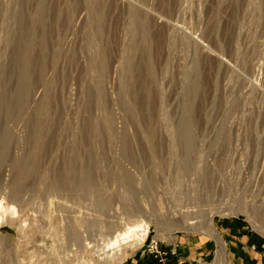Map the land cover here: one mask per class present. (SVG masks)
Masks as SVG:
<instances>
[{
	"label": "rangeland",
	"instance_id": "rangeland-1",
	"mask_svg": "<svg viewBox=\"0 0 264 264\" xmlns=\"http://www.w3.org/2000/svg\"><path fill=\"white\" fill-rule=\"evenodd\" d=\"M242 1L0 0V264H170L209 219L264 252V1Z\"/></svg>",
	"mask_w": 264,
	"mask_h": 264
},
{
	"label": "crops",
	"instance_id": "crops-1",
	"mask_svg": "<svg viewBox=\"0 0 264 264\" xmlns=\"http://www.w3.org/2000/svg\"><path fill=\"white\" fill-rule=\"evenodd\" d=\"M219 230V231H218ZM218 232L225 242L226 264H264V252H259L256 235L247 232L235 242V226L223 225ZM244 232V231H243ZM172 246L170 264L209 263L218 255L219 244L213 236L191 239L183 237ZM134 264H148L144 258H139Z\"/></svg>",
	"mask_w": 264,
	"mask_h": 264
},
{
	"label": "bare ground",
	"instance_id": "bare-ground-1",
	"mask_svg": "<svg viewBox=\"0 0 264 264\" xmlns=\"http://www.w3.org/2000/svg\"><path fill=\"white\" fill-rule=\"evenodd\" d=\"M240 1H242V0H240ZM249 1V0H248ZM258 1V0H257ZM262 1H264V0H261L260 2H262ZM238 3H239V1H237ZM242 2H244V1H242ZM247 2V1H246ZM251 2V1H250ZM253 2V1H252ZM235 3H236V1H235ZM241 4V3H240ZM247 4V3H246ZM251 4V3H250ZM260 4H262V3H260ZM259 4V5H260ZM243 5V4H242ZM245 6V5H244ZM244 6H241V7H244ZM261 6V5H260ZM263 6V5H262ZM236 7V6H235ZM247 7V6H246ZM264 7V6H263ZM239 8V7H238ZM249 8V7H248ZM247 8V9H248ZM259 8H261V7H259ZM92 9V8H91ZM240 9V8H239ZM242 9V8H241ZM93 10V9H92ZM261 10V9H260ZM259 10V11H260ZM236 11V10H235ZM246 11V10H245ZM244 11V12H245ZM262 11V10H261ZM264 11V10H263ZM95 12V11H94ZM94 12H92V13H94ZM249 12V11H248ZM258 12V11H257ZM133 13H135V12H133ZM251 13V12H250ZM260 13V12H259ZM264 13V12H263ZM256 14V13H255ZM260 14H262V13H260ZM135 15V14H134ZM137 15V14H136ZM94 17H95V15H93ZM262 16V17H261ZM98 17V16H97ZM135 16H133V18H134ZM259 17L260 18H262L263 20H264V16L263 15H259ZM258 17V18H259ZM132 18V20H133V22H135L136 21V18H134L135 19V21H134V19ZM236 18H238V17H236ZM241 18V17H240ZM257 18V17H256ZM238 20V19H237ZM236 20V21H237ZM257 20V19H256ZM137 21L138 22H140V23H138V24H140L141 25V21L143 22V23H145L142 19H141V17L139 18L138 17V15H137ZM259 23H260V21L259 20H257ZM137 23V22H136ZM240 23V22H239ZM248 23V22H247ZM135 24V23H134ZM257 24V23H256ZM131 25V24H130ZM244 25V24H243ZM251 25V24H250ZM128 27H129V25H128ZM127 27V28H128ZM133 28H135L134 27V25L132 26ZM136 27H137V25H136ZM238 26H236V28H237ZM244 27H245V25H244ZM243 27V28H244ZM260 27V26H259ZM131 28V27H130ZM140 28V27H139ZM252 28V27H251ZM133 30H135V29H133ZM138 30V29H137ZM137 30H136V32H137ZM242 30V29H241ZM263 30V29H262ZM139 31V30H138ZM237 31V30H236ZM242 31H244V30H242ZM246 31V30H245ZM134 32V31H133ZM239 32V31H238ZM262 32V31H261ZM97 33V32H96ZM131 33V32H130ZM243 33V32H242ZM236 34V33H235ZM248 34V33H247ZM263 34V33H262ZM130 35V34H129ZM132 35H134V34H132ZM245 35V34H244ZM249 36V35H248ZM257 36V35H256ZM94 37H97V36H94ZM263 37V36H262ZM133 38V37H132ZM92 39H94V38H92ZM256 39V38H255ZM131 40V39H130ZM93 41V40H92ZM98 42V41H97ZM134 43V42H133ZM238 43V42H237ZM252 43V42H251ZM96 44V43H95ZM99 44V43H98ZM131 44V43H130ZM239 44V43H238ZM238 44H236V45H238ZM255 45V44H254ZM263 45V44H262ZM97 46V45H96ZM100 46V45H99ZM258 46V45H257ZM130 47H133V46H131L130 45ZM130 47H127V48H130ZM252 47V46H251ZM94 48V47H93ZM257 48V47H256ZM99 49V48H98ZM132 49V48H131ZM253 49H254V47H253ZM101 50H103V48L101 49ZM100 50V51H101ZM239 50V49H238ZM262 50V49H261ZM93 51V50H92ZM99 51V50H98ZM128 50H126V52H127ZM240 51V50H239ZM263 51V50H262ZM103 52H104V50H103ZM241 52V51H240ZM258 52V51H257ZM101 53V52H100ZM129 53V52H128ZM256 53V52H255ZM260 53V52H259ZM128 55V54H127ZM126 55V56H127ZM256 55H258V54H256ZM264 56V55H263ZM128 57V56H127ZM127 57H125V58H127ZM259 57V56H258ZM92 58V57H91ZM129 58V57H128ZM239 58V57H238ZM264 58V57H263ZM102 60H104V59H102ZM129 59H127V61H128ZM105 62L106 61H104V62H102V61H100L99 60V65H100V67H98L99 65H95V67H97V68H101V70H103L104 69V71H105V68H106V66H105ZM128 63V62H127ZM127 66H130V63L127 65ZM133 71V70H132ZM130 73V72H129ZM124 74V73H123ZM96 76V75H95ZM148 77V76H147ZM146 78V77H145ZM98 79V78H97ZM124 81V80H123ZM96 82H97V80H96ZM195 82V81H194ZM101 83H103V82H101ZM130 83V82H129ZM93 84V83H92ZM104 87V86H103ZM134 87V86H133ZM132 89H134V88H132ZM97 91V90H96ZM134 91V90H133ZM102 92V91H101ZM129 92V91H128ZM99 93V92H98ZM150 94H152L151 93V91H150ZM145 96V95H144ZM151 96V95H150ZM158 96V95H157ZM91 97V96H90ZM90 97H88V98H90ZM97 103H98V101H97ZM131 104V103H130ZM94 106H97V105H94ZM135 106V105H134ZM96 108H98V107H96ZM128 108H131L130 106L128 107ZM142 109V108H141ZM151 110V109H150ZM131 111V110H130ZM112 113V112H111ZM94 119V118H93ZM134 119V118H133ZM109 120V119H108ZM92 121V120H91ZM104 121H106V119L104 120ZM110 121V120H109ZM93 122L94 121H92L91 123H90V125H89V129H91L92 128V130L94 131V130H96L98 127H96V125L98 124H96V123H94L93 124ZM137 122V121H136ZM141 122V121H140ZM113 123V122H112ZM135 123V122H134ZM109 124V123H108ZM114 124V123H113ZM137 124V123H136ZM110 125H111V123H110ZM113 127V126H112ZM46 127H45V125H43L42 126V129H45ZM105 128V127H104ZM108 128V127H107ZM114 128H116V127H114ZM41 129V130H42ZM140 129H142V128H140ZM92 130L90 131V132H92ZM101 129L99 128V130L98 131H100ZM183 130H185V129H182V130H179V132L180 131H183ZM97 131V130H96ZM123 131H125V130H123ZM112 132V131H111ZM40 133H42V131H40ZM98 133V132H97ZM116 133V132H115ZM141 133V132H140ZM99 135V134H98ZM134 135V134H133ZM95 136V135H94ZM125 136V135H124ZM181 143H183V148L187 151V153H189V152H191L192 150H193V145H192V140H191V138H190V136L189 135H185V136H183L182 137V141H181ZM137 146V145H136ZM184 162L185 163H187L188 165H189V161H188V155H185L184 156ZM164 164V163H163ZM158 165V164H157ZM95 166V165H94ZM84 174H85V178H84V181H87V182H93L94 181V175H93V171H94V169H93V171H92V165H88V166H84ZM96 170V169H95ZM95 172V171H94ZM128 178L130 179V180H132V176H131V174H129L128 173ZM61 185H62V183L61 182H56V184H54V188H61ZM1 205V204H0ZM262 210V209H261ZM155 215H158V214H156L155 213ZM159 216H161L160 214H159ZM157 217V216H156ZM160 219V218H159ZM165 220V219H164ZM259 220H260V223L262 224V225H264L263 223H264V212H262L261 214H259ZM159 221V223L160 224H162V222H160V221H162V220H158ZM157 221V222H158ZM123 222V221H122ZM195 222H197V221H189V222H185V225L188 227V228H191V227H193V226H195L194 225V223ZM124 223V222H123ZM123 223H121V225H123L124 226V224ZM168 223V222H167ZM118 224H120V223H118ZM145 223H135V224H132V223H129V224H127L126 223V229H124V230H121L119 233H117V235L115 236V237H113L112 239H110V243H108V244H112V245H120L121 243H123L125 240H127V238H130L132 235L134 236V235H138L139 233V231L141 232V230L144 232V233H142V235H144V234H146V229H145V226L146 225H144ZM164 224H165V221H164ZM196 224V223H195ZM113 225V224H112ZM120 225V226H121ZM128 225V226H127ZM213 221L211 220V219H209V221H208V223H207V229L209 230V232L212 234V236L213 237H215V239L218 241V243H219V250H218V255H217V259H216V261L214 262V263H212V264H226V247H225V242H224V240H223V238H222V236L219 234V232L217 231V229H215L213 226ZM148 226V225H147ZM113 227V226H112ZM193 229V228H192ZM135 237V236H134ZM141 237V236H140ZM14 262H16V261H14Z\"/></svg>",
	"mask_w": 264,
	"mask_h": 264
},
{
	"label": "built area",
	"instance_id": "built-area-1",
	"mask_svg": "<svg viewBox=\"0 0 264 264\" xmlns=\"http://www.w3.org/2000/svg\"><path fill=\"white\" fill-rule=\"evenodd\" d=\"M152 249L154 252L156 251L157 253H160L159 248H158V243L153 245ZM216 259H217V257L214 259V262L216 261ZM165 264H168V262H165Z\"/></svg>",
	"mask_w": 264,
	"mask_h": 264
}]
</instances>
